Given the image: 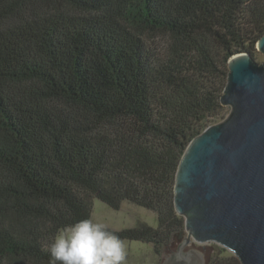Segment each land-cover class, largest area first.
I'll return each mask as SVG.
<instances>
[{"label": "trees", "instance_id": "16d2710c", "mask_svg": "<svg viewBox=\"0 0 264 264\" xmlns=\"http://www.w3.org/2000/svg\"><path fill=\"white\" fill-rule=\"evenodd\" d=\"M262 36L264 0H0V264H52L95 199L155 213L123 242L182 240L179 162Z\"/></svg>", "mask_w": 264, "mask_h": 264}, {"label": "water", "instance_id": "95a60500", "mask_svg": "<svg viewBox=\"0 0 264 264\" xmlns=\"http://www.w3.org/2000/svg\"><path fill=\"white\" fill-rule=\"evenodd\" d=\"M256 50L264 56V36ZM220 103L229 114L191 140L179 162L173 204L185 236L161 264H207L197 246L209 243L240 264H264V63L233 56Z\"/></svg>", "mask_w": 264, "mask_h": 264}, {"label": "clouds", "instance_id": "9594fccd", "mask_svg": "<svg viewBox=\"0 0 264 264\" xmlns=\"http://www.w3.org/2000/svg\"><path fill=\"white\" fill-rule=\"evenodd\" d=\"M49 251L52 264H126L127 259L122 239L91 218L59 231Z\"/></svg>", "mask_w": 264, "mask_h": 264}, {"label": "rangeland", "instance_id": "374dc122", "mask_svg": "<svg viewBox=\"0 0 264 264\" xmlns=\"http://www.w3.org/2000/svg\"><path fill=\"white\" fill-rule=\"evenodd\" d=\"M254 60L257 63H264V56L257 52ZM225 108L226 109L223 114L224 118L229 114L230 111L228 107ZM91 219L94 222L103 223L108 229L114 231L135 228L142 223H145L152 228L157 227L155 213L126 202L122 204L119 211H114L110 209L106 204L95 199L93 201ZM180 242L181 241L175 242V249L180 244ZM124 244L127 251L126 264H161L162 260L165 257L164 250H162L159 254H156L153 251L154 249L152 244H143L139 242L128 241H124ZM197 247L199 249L200 247H204V253L207 257V261L212 255L222 254L221 250L223 249L222 247L211 243ZM225 252L226 253L221 256L232 255L227 250H225ZM166 256L169 255L167 254Z\"/></svg>", "mask_w": 264, "mask_h": 264}, {"label": "flooded vegetation", "instance_id": "af4514ba", "mask_svg": "<svg viewBox=\"0 0 264 264\" xmlns=\"http://www.w3.org/2000/svg\"><path fill=\"white\" fill-rule=\"evenodd\" d=\"M181 241V240H180ZM175 242L172 241V243L168 246H166L164 248V254L165 257H167L166 255L168 254L169 256H171L173 253H175L176 249L174 248ZM164 257V259H165Z\"/></svg>", "mask_w": 264, "mask_h": 264}]
</instances>
